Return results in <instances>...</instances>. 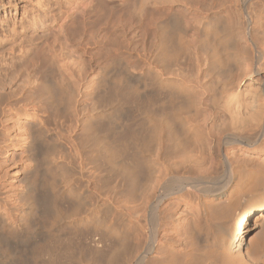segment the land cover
I'll use <instances>...</instances> for the list:
<instances>
[{"label":"rangeland","instance_id":"374dc122","mask_svg":"<svg viewBox=\"0 0 264 264\" xmlns=\"http://www.w3.org/2000/svg\"><path fill=\"white\" fill-rule=\"evenodd\" d=\"M82 1L0 0L1 78L7 72H22L12 86L26 83L27 74L34 82V69L42 64L46 73L35 76L48 80L47 89L31 93L25 104L13 106L14 111H7L5 104L0 106V192L7 193L4 198L9 212L4 223L0 219V264H134L146 233L142 211L151 184L141 171L140 177L145 179L139 178L144 181L139 180L136 190L129 174L139 160L147 162L156 155L148 148L147 138L138 137L142 129V134L148 132L151 123L145 122L149 118L159 121L169 115L166 100L156 93L172 89L170 86L181 80L178 82L195 94L197 116H185L197 122L200 138L192 137L183 147L165 151L169 152L165 163L179 168L192 160L207 132L229 125L223 102L246 80L245 63L251 51L242 41L233 58L223 59L225 64L214 72L193 42V32L186 36L190 41L174 60L152 63L153 29L149 21L151 12L166 0L114 1L103 10L113 9L107 11L112 15L106 12L104 19L86 22L79 19L80 13L88 12L95 0L78 6ZM255 10L254 39L264 46V2ZM227 23L234 27V17ZM94 38L100 41V52ZM254 76L255 84H261L264 70ZM180 98L178 102L183 100ZM9 103L12 106L14 102ZM32 122L37 132L31 133L26 126ZM129 133L137 134L136 144ZM24 173L29 187L22 179Z\"/></svg>","mask_w":264,"mask_h":264},{"label":"bare ground","instance_id":"6f19581e","mask_svg":"<svg viewBox=\"0 0 264 264\" xmlns=\"http://www.w3.org/2000/svg\"><path fill=\"white\" fill-rule=\"evenodd\" d=\"M84 1L78 6H82ZM114 1L122 2L123 0H95L88 12L80 13L79 19L82 22L91 18L104 19L107 17L104 14L109 10L104 12L105 6L113 4ZM261 2L264 0H166L161 7L151 12L149 25L153 29L152 32L150 31L153 44L150 58L152 63H169L172 59L174 60L176 53L189 43L188 39L191 37L187 39L186 36L190 32H193L192 38L195 37L192 39L193 42H197L198 47L206 55L209 70L220 71L221 65L225 64H222L223 59L230 60L235 55L238 49L236 48V51L234 49L239 41L250 49L251 57L245 63L246 80L238 86L237 90L228 94L223 102L229 125L207 132L205 140L193 153L192 160L184 161L179 168L176 165L166 164L167 157L165 159L164 157L169 152L165 154V151L183 147L181 145L184 143L186 145L189 139L191 142L192 137L193 140L195 136L200 138L197 122L193 123L188 119L190 115L195 117L192 113L197 112V108L194 109L196 103L193 95L195 94L186 89L183 82H178L181 80L174 83L177 85H171L172 89H162L161 92H159L160 88L155 86L159 88L157 89L159 93L156 94L164 97L169 107L167 111L170 110V112L166 111L169 115L166 116L165 113L163 119L162 116L158 117L161 118L159 121L153 120V117L149 118L145 122L151 123L148 132L143 135L141 132H144V129H142L138 137L147 138V144L150 145L148 148L156 155L152 158L149 156L152 154H149L151 158L147 159V162L135 160L137 163L135 162L136 164L132 166L134 167L133 170L131 169L132 172L129 174L127 170L131 179L129 182L136 187V190L139 182L143 180H140L143 177H140L141 171L146 174L144 176L147 184L148 182L151 184L142 211V220L145 225L142 224V226L146 233L144 232L143 240L140 239L138 245L140 249L137 250L134 264H264V80L261 84H255L253 80L254 75L264 70V46L258 45L254 39L258 22L255 9ZM177 6L180 9H176ZM75 9L72 8V10ZM119 9L125 13L121 6ZM109 13L108 16L112 15ZM133 15L139 17V13L133 12ZM231 17H234V27L227 23ZM191 21L195 24L192 25ZM83 34L75 36L83 39L85 38ZM94 39L96 48L100 52L102 49L100 41L97 40L98 38ZM69 52L71 55L74 54L72 50ZM34 71L35 75L44 74L47 67L42 64L36 65ZM12 72L2 75L4 78L0 76L2 79L0 106L5 104L9 107L7 110L9 112L14 111V105L18 107L25 104L31 93L40 92L48 87V80L33 75L36 80L32 82L29 74H27L26 83L21 81V85L12 86L16 75L20 73ZM20 75L23 76V73L21 72ZM38 79L43 82L38 83ZM176 80L174 78V81ZM119 91L115 92L119 93ZM51 92H48L49 95L51 94L50 97L53 95ZM179 94L182 96H178ZM178 97H182L183 100L180 98L182 101L178 102ZM47 100L49 101V97ZM10 101L14 102L12 106ZM153 101L155 103V100ZM5 111L2 112L6 113ZM185 114L190 115L188 117ZM34 117L37 118L36 115ZM38 118L39 121L41 118L40 116ZM33 122L26 125L31 133L38 131L33 130L37 127ZM135 133H129V138L134 142L139 141ZM142 138L141 140H144ZM152 146L158 149V152H155L156 149L151 150ZM122 149L119 148V151H123ZM138 157L140 158L137 155L136 158ZM133 159H135L134 156ZM26 175L24 173L22 176L25 186L28 184ZM6 194L0 192L1 223L9 218V212L6 210L7 201L4 198Z\"/></svg>","mask_w":264,"mask_h":264}]
</instances>
